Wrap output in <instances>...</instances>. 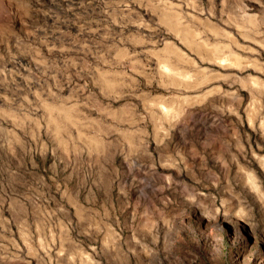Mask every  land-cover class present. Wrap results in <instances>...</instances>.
<instances>
[{
	"label": "rangeland",
	"instance_id": "obj_1",
	"mask_svg": "<svg viewBox=\"0 0 264 264\" xmlns=\"http://www.w3.org/2000/svg\"><path fill=\"white\" fill-rule=\"evenodd\" d=\"M0 264H264V0H0Z\"/></svg>",
	"mask_w": 264,
	"mask_h": 264
},
{
	"label": "bare ground",
	"instance_id": "obj_2",
	"mask_svg": "<svg viewBox=\"0 0 264 264\" xmlns=\"http://www.w3.org/2000/svg\"><path fill=\"white\" fill-rule=\"evenodd\" d=\"M164 18V17H163ZM183 30V29H182Z\"/></svg>",
	"mask_w": 264,
	"mask_h": 264
}]
</instances>
